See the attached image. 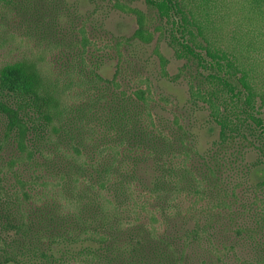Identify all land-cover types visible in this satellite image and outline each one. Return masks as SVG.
I'll return each mask as SVG.
<instances>
[{
    "label": "trees",
    "instance_id": "16d2710c",
    "mask_svg": "<svg viewBox=\"0 0 264 264\" xmlns=\"http://www.w3.org/2000/svg\"><path fill=\"white\" fill-rule=\"evenodd\" d=\"M106 1L137 28L98 50L67 0H0V50L27 49L0 63V264H264V0ZM155 39L182 111L131 49Z\"/></svg>",
    "mask_w": 264,
    "mask_h": 264
},
{
    "label": "rangeland",
    "instance_id": "374dc122",
    "mask_svg": "<svg viewBox=\"0 0 264 264\" xmlns=\"http://www.w3.org/2000/svg\"><path fill=\"white\" fill-rule=\"evenodd\" d=\"M72 6H75L77 12L81 16L89 18V27L87 28V36L90 44H93L92 49H111L112 37H129L137 28L136 19L134 15L124 13L115 9L107 3L106 0H67ZM133 7L146 12L145 7L137 3ZM15 49H20L19 52L10 51L11 49L0 50V63L3 60H11L12 58L26 53L27 49L12 46ZM131 49H137V55L149 59V80L153 83V94L157 99L169 100L171 104L165 105L167 109L171 108L174 111V105L182 111L186 104L187 93L186 85L182 81L170 82L159 77L156 72L158 69V62L152 56L153 49H159L163 56L167 59V70L170 76L176 74L181 62L177 61L172 54V51L163 43H157L156 39L149 45L137 43ZM17 56V57H18ZM115 71V62L106 61L101 66L99 73L105 79H111ZM189 115H184V122L191 130L196 138L197 148L200 153L208 149L211 143L217 138L218 129L209 121L206 112H198L194 116H190L191 112L187 110ZM256 176L251 181H256Z\"/></svg>",
    "mask_w": 264,
    "mask_h": 264
}]
</instances>
